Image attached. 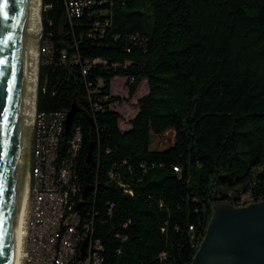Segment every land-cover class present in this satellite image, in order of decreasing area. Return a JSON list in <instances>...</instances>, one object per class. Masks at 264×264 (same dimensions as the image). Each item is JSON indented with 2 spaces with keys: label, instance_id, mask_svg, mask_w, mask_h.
Returning a JSON list of instances; mask_svg holds the SVG:
<instances>
[{
  "label": "trees",
  "instance_id": "16d2710c",
  "mask_svg": "<svg viewBox=\"0 0 264 264\" xmlns=\"http://www.w3.org/2000/svg\"><path fill=\"white\" fill-rule=\"evenodd\" d=\"M43 0L37 109L80 105L103 264H191L217 202L264 198V0ZM116 76L149 90L123 129ZM93 143V160L87 159Z\"/></svg>",
  "mask_w": 264,
  "mask_h": 264
},
{
  "label": "water",
  "instance_id": "95a60500",
  "mask_svg": "<svg viewBox=\"0 0 264 264\" xmlns=\"http://www.w3.org/2000/svg\"><path fill=\"white\" fill-rule=\"evenodd\" d=\"M27 3L28 0H0V264H10L11 259L22 178L18 148L23 135L32 132V126L25 130L20 104ZM79 110V103L74 101L67 111L66 132H70ZM92 149L93 143L87 154L89 161L93 160ZM26 155L29 159L30 150ZM191 264H264V198L245 205L215 203Z\"/></svg>",
  "mask_w": 264,
  "mask_h": 264
},
{
  "label": "built area",
  "instance_id": "2783aa9c",
  "mask_svg": "<svg viewBox=\"0 0 264 264\" xmlns=\"http://www.w3.org/2000/svg\"><path fill=\"white\" fill-rule=\"evenodd\" d=\"M96 1L70 0V11L80 14L82 6ZM49 50L43 44L41 53ZM66 116L65 109L39 111L36 95L21 264L104 262V244L96 235L94 219L81 210L86 197L77 165L83 133L77 126L67 137Z\"/></svg>",
  "mask_w": 264,
  "mask_h": 264
},
{
  "label": "bare ground",
  "instance_id": "6f19581e",
  "mask_svg": "<svg viewBox=\"0 0 264 264\" xmlns=\"http://www.w3.org/2000/svg\"><path fill=\"white\" fill-rule=\"evenodd\" d=\"M41 11L42 0H28L24 21V31L26 34L24 38L25 68L22 95L20 97L22 120L25 130H29L30 128L37 95L38 69L40 64L38 43L40 42V34L42 33ZM28 136L27 132L23 135L20 143L22 148H18L19 170L22 178L20 179L19 201L15 215L10 264H21V245L23 240L24 217L28 192L27 175L25 177L26 170H28V160L25 159L24 150L28 144Z\"/></svg>",
  "mask_w": 264,
  "mask_h": 264
},
{
  "label": "rangeland",
  "instance_id": "374dc122",
  "mask_svg": "<svg viewBox=\"0 0 264 264\" xmlns=\"http://www.w3.org/2000/svg\"><path fill=\"white\" fill-rule=\"evenodd\" d=\"M42 9H43V0H42ZM41 21H42V11H41ZM41 37H40V42L38 43L39 63H40V59H41V49L43 46V44L41 42ZM148 90H149L148 82L146 79H144L140 83L135 94L133 96H129L127 78L116 76L113 79V81H112V92H113V94L122 96V98L119 101H117L113 104V107L115 109H117L118 111H120L122 114L120 124H121L123 129L128 128L130 118H132L135 115V113L137 112V110L139 108L138 98L141 95H143L144 93H146ZM31 126L32 125L30 124L29 129H31ZM27 135H29L28 136V144H27V147L25 148L24 151H25V159L29 160L27 155H26V152H28L30 150L32 132L30 134H27ZM27 171L28 170H26L25 177L27 175ZM248 200L250 201V196H248L247 194L243 195V202H249Z\"/></svg>",
  "mask_w": 264,
  "mask_h": 264
},
{
  "label": "flooded vegetation",
  "instance_id": "af4514ba",
  "mask_svg": "<svg viewBox=\"0 0 264 264\" xmlns=\"http://www.w3.org/2000/svg\"><path fill=\"white\" fill-rule=\"evenodd\" d=\"M253 201H257V200H250L249 202H241V203H238V204H236V203H233V204H235V205H245V204H248V203H250V202H253ZM232 203V202H231Z\"/></svg>",
  "mask_w": 264,
  "mask_h": 264
}]
</instances>
